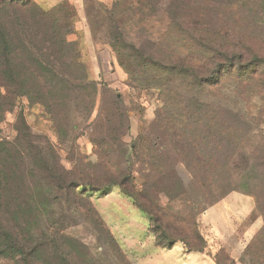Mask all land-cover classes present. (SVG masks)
Instances as JSON below:
<instances>
[{
  "label": "rangeland",
  "instance_id": "1",
  "mask_svg": "<svg viewBox=\"0 0 264 264\" xmlns=\"http://www.w3.org/2000/svg\"><path fill=\"white\" fill-rule=\"evenodd\" d=\"M0 27L27 69L23 87L0 69L4 227L49 239L63 263L136 264L139 210L73 186L124 174L172 237L199 232L216 264H264L263 67L218 85L185 71L208 77L225 50L264 62V0H0Z\"/></svg>",
  "mask_w": 264,
  "mask_h": 264
},
{
  "label": "trees",
  "instance_id": "2",
  "mask_svg": "<svg viewBox=\"0 0 264 264\" xmlns=\"http://www.w3.org/2000/svg\"><path fill=\"white\" fill-rule=\"evenodd\" d=\"M0 43V58L3 59L0 64L1 74L3 75L4 79H7V83L10 84V82H18L19 85H22L23 87L24 82L22 80V74L23 71L27 72V69H25L24 67H19L16 64L18 56L15 50V46L7 32L5 30H2L1 27ZM224 53L225 54H223V57L225 62H218L219 64H217L216 68L211 72L212 74H210L206 78L200 77L198 73L191 67H186L185 71H187L188 74L195 75L198 79V82L202 85H218L220 84L222 78H225V76H227L228 74L235 71L248 73L247 71L252 67H254V69H256V67H263L261 69L264 72V62H261V60H259L258 58L257 60H254L252 65L246 68L242 66L243 62H241L242 58H240V54L231 58L230 53L227 50H225ZM213 63H216L215 57L213 58ZM42 69L46 72H49L54 78L60 79V75L58 74V72H55L48 66H45ZM258 71L261 72V70ZM23 125L25 126V123H23ZM2 146H4V144L3 142H0V205L2 203L3 192L9 191L7 199H9L10 201L13 200L12 194L10 192V187L13 181V174L7 166V159H9V156L6 154V152L3 151ZM38 150L39 156L43 157V150L39 148ZM59 178L60 177H58V179ZM59 181L61 182V184H64L65 180L61 178L59 179ZM73 186L74 189L76 188L77 192L81 190V197L84 196L83 192L102 193L103 195H107L112 189H119L127 198H129L133 202L136 209L148 218L149 223L152 227L151 233L156 239V246L161 249H171L176 243H183L189 252L205 253L206 251L207 244L204 241L203 237L199 234V232L194 233L191 238L172 237V235L170 234V232H172L171 228L163 226V223L159 216L152 210L151 206L147 205L148 203L146 202L145 194L135 188L133 179L130 175L121 174L119 176H112L110 179L105 180L101 183L78 179L76 182H74ZM45 195V191L38 186L34 199L41 200L45 198ZM217 202L218 201L216 200L213 204H216ZM88 206L90 212L93 213L98 224L105 226L103 219L90 200L88 201ZM18 229L19 226L4 227V224H2V221L0 219V256L2 258L10 260L19 259L18 264L67 263L62 262V259L66 260L69 257L67 255L64 256V254H48L50 250L56 249L55 244H53L52 241L40 237H31L29 239L27 236L22 235L20 232H18ZM29 250H31L32 253H30ZM45 250L48 251L46 252Z\"/></svg>",
  "mask_w": 264,
  "mask_h": 264
},
{
  "label": "crops",
  "instance_id": "3",
  "mask_svg": "<svg viewBox=\"0 0 264 264\" xmlns=\"http://www.w3.org/2000/svg\"><path fill=\"white\" fill-rule=\"evenodd\" d=\"M115 189L118 191L117 195H122V197L120 196L121 198L119 199V202L124 205H128L129 210L136 209L133 202L119 189L114 188L113 191L111 190V194L114 193ZM111 194L110 192L107 195L101 194L102 201L107 200ZM126 198L130 200V204H127L125 200ZM93 203L95 204V208L97 209L105 224H108V226L111 228L117 240H122L123 238L117 236L118 229H114L109 223L110 219L117 218L118 213L115 211V208L108 207L106 209L100 206V200L98 202L93 200ZM102 210H104V212ZM139 213L142 216L139 215V257L136 259V264H183V261H188L187 264H216V262L209 256L208 253L189 252L183 243H176L171 249H161L157 247L155 237L147 232L149 227L148 218L140 211ZM141 217H143L144 220ZM144 221H147V224Z\"/></svg>",
  "mask_w": 264,
  "mask_h": 264
}]
</instances>
